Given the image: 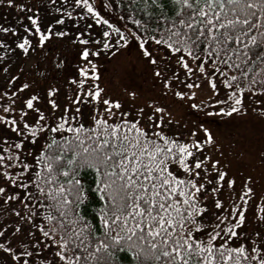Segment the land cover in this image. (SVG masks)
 I'll list each match as a JSON object with an SVG mask.
<instances>
[{
	"label": "snow or ice",
	"instance_id": "obj_1",
	"mask_svg": "<svg viewBox=\"0 0 264 264\" xmlns=\"http://www.w3.org/2000/svg\"><path fill=\"white\" fill-rule=\"evenodd\" d=\"M0 12V264H264V0Z\"/></svg>",
	"mask_w": 264,
	"mask_h": 264
},
{
	"label": "rangeland",
	"instance_id": "obj_2",
	"mask_svg": "<svg viewBox=\"0 0 264 264\" xmlns=\"http://www.w3.org/2000/svg\"><path fill=\"white\" fill-rule=\"evenodd\" d=\"M109 15H111V13H108ZM101 68L102 69H106L108 72H113V71H118L120 76L123 77L125 75V70L123 67H120L119 65H117V67L114 69L113 68V65L111 64H102L101 65ZM185 119L188 120V119H194V117H191V116H185ZM214 128H217L219 130H221L219 132V134L221 135L222 138L224 139H227L228 138V132L223 130V122L218 120L216 122V124L214 125Z\"/></svg>",
	"mask_w": 264,
	"mask_h": 264
},
{
	"label": "trees",
	"instance_id": "obj_3",
	"mask_svg": "<svg viewBox=\"0 0 264 264\" xmlns=\"http://www.w3.org/2000/svg\"><path fill=\"white\" fill-rule=\"evenodd\" d=\"M4 13L0 12V15H3Z\"/></svg>",
	"mask_w": 264,
	"mask_h": 264
}]
</instances>
